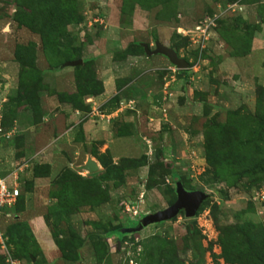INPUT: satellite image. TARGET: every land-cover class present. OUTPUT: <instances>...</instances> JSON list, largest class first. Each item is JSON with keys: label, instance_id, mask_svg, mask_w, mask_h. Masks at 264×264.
<instances>
[{"label": "rangeland", "instance_id": "374dc122", "mask_svg": "<svg viewBox=\"0 0 264 264\" xmlns=\"http://www.w3.org/2000/svg\"><path fill=\"white\" fill-rule=\"evenodd\" d=\"M123 5V0H78L80 21L68 25L60 39V49L91 61L79 73L83 91L98 90L103 80L112 82L111 91L117 94L98 102L96 110L120 113L103 121L92 117V124L101 127L100 139L56 154L54 172L33 185L35 163L27 161L33 151L17 159L16 150L8 147L32 124L26 113L31 111L35 87L33 80L24 86L18 83L16 47L36 45L35 65L47 86L39 91V99L54 93L80 104L78 71L66 77L75 80L74 93L56 86L47 75L40 36L14 20L12 0H0V134L10 132V138H0V176L20 169L22 198L18 206L22 211L13 209L0 217V264H149L157 247L170 251L171 264H240L239 252L264 254V196L257 195L264 189V167L252 173L259 161L252 159L256 154L250 155L259 149L264 155V131L257 133L253 118L264 114V0H162L149 8L135 4L131 11L129 7L124 11ZM156 41L172 48L188 68L177 70L161 55L147 56L141 44L153 50ZM11 98L19 103L18 119L5 131L1 122ZM43 105L48 108L45 99ZM228 125L237 136L226 143L227 162L213 156L208 160L205 131L213 127L225 132ZM116 136L126 139L105 150L102 142L115 141ZM103 155L120 164L113 180L105 179L107 170L98 159ZM88 156L98 165L95 174L108 200L80 208L55 228L52 218L45 221L48 208L56 204L49 196L50 189L57 190L52 181L64 168L84 178L94 174L83 169ZM177 181L186 191L208 196L193 218H185L181 211L138 233L114 234L116 227H134L144 216L169 207L176 199ZM15 223H20L19 235L11 236L8 228ZM68 226L80 243L75 263L62 260L52 237L57 232L67 238ZM248 228L258 238L250 246L237 239L238 230ZM227 235H233L228 253L221 241ZM19 243L27 252L17 259ZM231 257L234 261H229Z\"/></svg>", "mask_w": 264, "mask_h": 264}, {"label": "trees", "instance_id": "16d2710c", "mask_svg": "<svg viewBox=\"0 0 264 264\" xmlns=\"http://www.w3.org/2000/svg\"><path fill=\"white\" fill-rule=\"evenodd\" d=\"M11 1V0H10ZM162 0H123L124 11L128 8V11L133 10L135 4H139L140 6L153 5ZM253 1V0H249ZM77 2L78 0H12V4L16 7L14 20L19 23V25L26 27L32 33H35L40 36L42 42V51L45 54L46 62L48 63L49 71H57L64 67V64L67 62L80 60V58L72 57L71 52L67 49H60L62 47L61 37L66 32V27L74 22L80 21L77 16ZM36 45L28 44V45H17L15 50V61L19 65V74H18V83L21 86L26 85L30 81L35 82V87L33 88L32 95V125H37L42 120V111L40 105V99L38 96L39 91L46 90L47 86L43 82V73L36 67ZM91 64V61L83 60L82 64L76 67H72L77 72L76 79V88L78 92V96L80 97V104L72 103L73 108L80 111H88L89 108L83 104V97L85 96H96L102 93L103 86L102 83H98L99 89L95 90L94 88H90L88 90H82L83 85L80 84V75L79 73H83L86 71ZM85 77L88 76H84ZM83 79V80H84ZM85 81V80H84ZM96 83V82H94ZM97 84V83H96ZM55 95L51 93V96ZM17 98V97H16ZM59 102H67L66 100L57 97ZM18 101L15 98L9 99V103L5 105V109L3 112V120L1 122L3 126V130L8 131L9 127H12L13 122L17 118V110H18ZM256 123H258L257 133L259 134L260 130L264 131V114L263 116L253 117ZM231 126H227V131L220 132L218 129L213 127H209L205 131L206 144L205 151L207 157L215 160L224 159L223 162H227L229 152L226 143H232L236 141V136L234 131H231ZM231 132V133H230ZM242 131H239V135ZM234 136V137H233ZM12 143L14 149L16 150V158H21L23 156V147H24V138L22 136H17L8 142ZM256 154L253 160H258L259 162L252 170V173L256 171H262L264 167V155L261 154L257 150L251 152L250 155ZM97 157V156H96ZM244 157V156H242ZM227 158V159H226ZM102 167L107 170V175L105 179L113 180V174L120 170V164H113L110 155L108 160L105 155L98 157ZM122 162H126V159H122ZM50 166L49 165H34L33 167V178H48L50 177ZM52 186L56 187L57 190L50 189L49 196L52 199L56 200V204L49 207L47 210V214L45 216V221L48 222L49 219H53V225L55 228H58L59 224L63 221H67L69 216L76 214L79 212L80 208L88 206L94 207L105 203L108 200V194L106 189L101 185L99 176L97 173L90 175L89 177H81L73 172L69 168H64L56 175V177L52 181ZM22 200L21 194L19 195L16 205L14 206V211H22L18 208L20 201ZM11 209V210H13ZM20 223H15L8 228L9 235L17 234L19 235ZM132 226L135 225V222L130 223ZM25 227V226H24ZM27 229V227H26ZM122 227H116L113 229L114 234L118 231H121ZM248 230L240 229L243 231V235L240 230H238L239 239H245L244 242L251 245V242L258 240V238L254 237L256 234L250 232ZM69 236L67 238L62 239L59 237V234L53 233L52 237L57 249L60 252L62 260L70 263H75L79 259V253L77 252V248H79V238L75 235L74 231L70 226H68ZM233 233V232H232ZM253 235H251V234ZM127 234H124L126 236ZM246 235V237H245ZM232 237L224 236L221 240L223 244V249H227L228 251H232ZM12 241V240H11ZM19 250V254L16 253L15 258H21V254L23 252H27L25 246L21 243ZM234 247V246H233ZM229 249V250H228ZM238 251L236 247L233 250ZM231 250V251H230ZM225 251V252H226ZM152 252V262L149 264H171L170 259H168L170 255V251L162 248H155ZM262 251H259L258 254L253 255L247 252L238 253L240 256L237 261L240 264H264ZM29 260H32V257L28 256ZM149 258V255L147 256ZM228 261V258H227ZM229 261H234L233 257L229 259ZM161 262V263H160ZM148 264V263H147ZM175 264V263H174Z\"/></svg>", "mask_w": 264, "mask_h": 264}, {"label": "crops", "instance_id": "0c3cea01", "mask_svg": "<svg viewBox=\"0 0 264 264\" xmlns=\"http://www.w3.org/2000/svg\"><path fill=\"white\" fill-rule=\"evenodd\" d=\"M115 65H117V63ZM74 71L75 70L72 67H63L57 71H49L47 75L49 76L48 78H50L52 82L53 80H55L56 86L59 83V86L61 88L69 87L71 88L70 93H74L73 85L75 86V80L73 78L72 80L66 78L67 74L71 72L74 73ZM101 83L103 86V91L101 94L96 96L83 97V104L90 109V111L86 112L73 108L71 102H59L55 96H44L42 94V97L40 99L42 111L41 122L37 125L31 124L30 126H27V128H23L24 130L20 131V136L24 138L22 157H25L27 151H33L27 161H33L35 163L34 165H49L50 172L53 173L54 171L52 162L54 159L53 157L56 154L60 155L61 153H63V150L67 147H74L76 144H88L91 141L96 140L95 138L98 139L100 136H102L101 127L92 124V117L97 116L101 119V121H103L104 117L109 118L110 116L117 115L120 112L119 109H117L115 110V112H112L110 114H102V112L96 110L95 106L96 104H98V102L102 100L105 102L107 99L110 98L109 94H112L110 95L111 97L117 94H115L114 90L111 91L110 84H112V82L110 80H103L101 81ZM46 84H48V82H46ZM43 98L45 99V103L48 104V108L43 105ZM129 102L133 101L129 100ZM26 116H32L31 111L29 114L27 112ZM17 119L18 115L14 123H16ZM6 134L9 136L8 138H10V132ZM123 139H126V136H116L115 141L113 140L107 142L105 140V143L102 142L101 145L105 146V150H110L111 144H113L112 146H115L114 142H117L116 144L119 145V143H121ZM8 147L14 149L12 143L8 144ZM115 152L116 151L114 150L113 153ZM89 158L92 160L91 156ZM113 159L116 160V158ZM48 178L32 177V179L34 180V182L32 180V184L34 185L36 182L39 181H47ZM40 219L41 221H43V224L45 226L44 219Z\"/></svg>", "mask_w": 264, "mask_h": 264}, {"label": "water", "instance_id": "95a60500", "mask_svg": "<svg viewBox=\"0 0 264 264\" xmlns=\"http://www.w3.org/2000/svg\"><path fill=\"white\" fill-rule=\"evenodd\" d=\"M144 53L147 56L161 55L165 57L170 64L174 65L178 70H185L188 68V63L180 58L177 53L169 47L164 46L158 41L154 44V49L150 50L147 44H141ZM82 60H75L67 62L64 64V67H76L82 64ZM83 169L86 170L89 174L95 173L98 171V165L96 162L92 161L90 158L87 159ZM175 201L166 209L155 212L144 216L136 226L123 228L121 231L124 234H134L143 230L145 227L150 225L159 224L162 222L170 221L177 217L179 212H184V217L191 219L195 216L197 210L201 204L207 199V194L201 191H186L183 188L182 183L176 182L175 186Z\"/></svg>", "mask_w": 264, "mask_h": 264}, {"label": "built area", "instance_id": "2783aa9c", "mask_svg": "<svg viewBox=\"0 0 264 264\" xmlns=\"http://www.w3.org/2000/svg\"><path fill=\"white\" fill-rule=\"evenodd\" d=\"M201 27H197L200 29ZM2 132L0 125V133ZM5 136L8 138L9 136L5 133V135L0 134V138ZM21 170L12 171L9 176H0V217L2 215H7V212L14 208L16 205L17 199L20 195L19 184L17 183L18 175ZM12 178V179H11ZM257 195L261 197L264 196V189H262ZM7 211V212H6ZM1 237V236H0ZM2 241H0V244ZM4 248V246H2Z\"/></svg>", "mask_w": 264, "mask_h": 264}]
</instances>
